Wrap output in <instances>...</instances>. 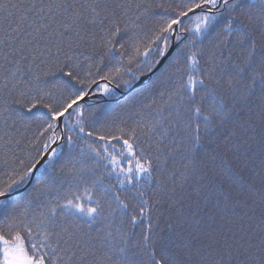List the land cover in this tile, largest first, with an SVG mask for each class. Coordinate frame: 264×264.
<instances>
[{
    "label": "snow or ice",
    "instance_id": "6c2138e0",
    "mask_svg": "<svg viewBox=\"0 0 264 264\" xmlns=\"http://www.w3.org/2000/svg\"><path fill=\"white\" fill-rule=\"evenodd\" d=\"M221 4L228 10L227 17L222 21L219 20L220 14L215 12ZM125 7L123 4H102L100 0H87V2L20 0L19 3L12 4L11 8L0 4V13H3L0 15V57L4 61L5 68L3 82L0 83V95L5 97L3 111H10L11 105L27 108L29 113L38 106L43 107L48 110L47 115L52 121L47 123L45 130H54L55 122L68 113L73 105H77L78 110V101L88 95V91L84 88L90 87L96 81L81 79L77 71L79 65L73 60V50L89 44V41L85 40V36H88L92 40L89 46L97 56V64L103 63L109 52L116 48L118 41H115V38L121 33V28L114 19L117 15L116 9L123 10ZM160 7L164 6L160 5ZM185 8L186 11L181 10L177 13V18L167 20L156 32L155 38L150 40L149 44L143 45V49L137 47L135 56H129L128 65L113 66L106 74L101 75L100 78L106 81L104 90L109 93L114 88L129 86L145 73L152 71L160 60L150 55L153 51L151 45L160 41L163 47H157L156 54L161 57L166 55L169 40L165 34H170L174 30V25L181 24L180 17L187 16L195 9H202V14L196 16V20L200 23L197 24L195 31L203 36L215 26L219 29L216 31V41H210L211 49L205 55L203 50L199 53L191 50L190 45L194 41L190 40L184 45V48L189 50L185 53L183 66L177 58H174L170 64V68H174L175 73L179 75V80L174 91L175 100L173 101L172 95L169 96L170 118L166 121L165 132L172 133L173 142L179 145V148L173 151L184 153L186 163L181 174L183 183L179 187L183 189L184 184L193 176L198 177L197 183L200 185L197 189L198 194L201 189L209 188L213 182H218V186L223 188L226 183L231 187L232 184L243 180L240 173L250 168L257 155L256 149L249 140L257 145L261 159V172H255V169L252 171L264 185V175L261 174L264 173V0H231V2L230 0H196L193 4L185 5ZM204 9L206 14L203 12ZM106 21L112 23V28L108 32L109 39L96 44L95 33L86 32L85 28L87 25L97 23L103 25ZM180 31L186 29L180 28ZM177 39L182 38L177 37ZM53 48L56 50L55 53L52 51ZM101 49L106 50L101 51ZM119 50L125 51L124 43H119ZM237 53L236 60L242 56V63L233 60L234 54ZM45 57L54 58L59 71L64 72V76L68 78L57 85L62 87L66 94L64 103L59 106L46 102V98L51 97V92L41 89L32 95L29 90L21 88V85L29 84V81L20 75L22 65L30 64L39 69L40 63L45 62ZM140 57L143 59H139ZM90 58L86 57V59ZM134 61L135 67L132 66ZM9 65L11 67H8ZM226 65L237 69L236 74H229L227 79L222 75L226 71ZM64 68H68V71L65 72ZM97 71H99L98 67ZM245 72L248 73L250 83L245 82ZM24 75L28 73L25 72ZM33 75L35 79H39L37 74ZM88 76L92 77L91 71ZM113 81L115 83L110 88L109 84ZM77 84L83 87L73 91ZM257 86H259V96L256 98L259 104L256 107L260 110L256 115L258 124L253 120L250 106L252 98L256 96ZM18 115L23 118L22 113ZM129 136L132 142L124 139L123 136L99 137L105 141L110 139L122 141L123 149L120 157L123 158L125 154L130 157L126 167H123L121 160L110 152L105 159L115 165L114 171L119 170V174L124 177V180H121L122 185L125 182L134 184L138 176L146 177V183L150 184L155 170L153 161L144 155L142 147L139 153L136 151L139 141L134 130ZM68 141L71 143V137H68ZM47 148L48 145L45 144L44 149ZM104 150L108 151L107 143ZM52 155H57L55 150L52 151ZM14 156V152L8 144H5L3 156H0V165L6 166L4 175L8 177L7 180L0 181V209L3 210L0 212V216L3 217V223L0 224L2 264H128L123 255L125 248L117 245L116 237L108 230L107 225L97 227L96 234L92 235L93 225L102 223L106 217H103V206L99 199L95 201V206H92L93 196L90 194L92 190L88 187L84 188L83 196L75 195L61 206L78 218H86L87 230L79 226L63 227L60 232H36L34 236L31 225L24 224L16 215L18 205L10 206L8 197L14 188L24 184L33 175L36 164L25 166L24 161L19 160L17 161L19 167H16L13 165ZM172 175L174 176L175 173ZM206 180L208 182L204 183ZM171 190L175 192L176 188L173 187ZM136 195L143 197L144 192L136 190ZM115 198L119 200V195L116 194ZM85 199L89 202L87 206L84 203ZM248 199L252 200V197ZM162 202H166L163 197L155 204L160 205ZM176 203L179 201L172 207H175ZM121 204L124 209L130 207L123 201ZM146 204L148 200H142L139 208L141 214L145 212ZM260 207L262 210L258 224H249L245 227L242 223L243 217H240L241 222L236 225L238 230L226 225V230L217 231L209 224L207 225L209 230L203 233L204 239L193 236L190 231L187 232L188 238H186L185 224L177 219L175 222L179 229L175 233L177 251H171V243L157 248L155 241L148 243L150 236L145 235L143 237L146 242L144 244L146 252H143L145 258L137 264H264V189H262ZM250 211L254 212L255 208H251ZM50 215L55 217L54 208L50 209ZM245 215L251 219L249 213ZM138 218L141 217L132 215L130 222L135 224ZM209 219L214 218L209 217ZM21 225L24 227L27 239L19 231H15ZM39 227L41 225L38 224L37 228ZM169 227L172 225L170 224ZM5 229L8 230L7 234ZM151 230L152 225L149 224L148 231ZM53 237H55V247L51 243ZM193 241L196 242V246L193 245ZM120 242L127 243L123 236Z\"/></svg>",
    "mask_w": 264,
    "mask_h": 264
},
{
    "label": "trees",
    "instance_id": "16d2710c",
    "mask_svg": "<svg viewBox=\"0 0 264 264\" xmlns=\"http://www.w3.org/2000/svg\"><path fill=\"white\" fill-rule=\"evenodd\" d=\"M19 2L20 0H0V4H4L8 8ZM81 2H87V0H81ZM100 2L107 5L123 4L126 6L123 10L116 9L117 15L114 19L121 28L120 35L115 38V41H118L116 48L109 52L103 63L97 64V56L89 46L92 40L85 36V40L89 41V44L74 49L73 60L79 65L77 71L81 79H95L96 81L84 90L100 91L106 100L82 104L78 110L76 107L72 112L65 115L62 130L58 131L59 135L63 136V141L56 150L57 155L52 156L51 160L40 168L31 186L16 197L8 198L10 206L18 205L16 215L23 220L24 224L31 225L34 236L36 232H60L63 227L75 228L79 226L87 230L86 218H78L72 215L70 210L62 209L61 206L67 203V201L64 202L65 198H70V195L83 196L84 188L88 187L92 190L90 193L93 196L92 206H95V201L99 199L103 206V217H106L102 223L93 225L92 235L96 234L97 227L107 225L108 230L116 237L117 245L125 248L123 255L128 264H137L138 261L145 258L143 255V252H146L144 248L146 242L143 239L145 235L150 236L148 243L155 241L157 248H162L165 244L171 243V251H177L175 248L177 240L175 233L179 231L175 224L177 219L185 224L187 231L184 232V236L186 238H188L187 232L190 231L193 236H198L200 239H204L203 233L209 230L207 228L209 224L217 231L226 230V225L238 230L236 225L241 222L240 217H243L242 223L245 227L249 224H258L262 210L260 198L264 185L252 171L255 169V172H261V159L256 144L249 140L252 147L256 149L257 155L250 168L240 173L243 180L232 184L231 187L226 183L223 188L218 186V182H213L209 188L201 189L198 194L197 189L200 185L197 183L198 177L196 176L189 179L184 184L183 189L179 187L183 183L181 174L184 172L183 165L186 163L184 153L173 151L178 149L179 145L173 142L172 133L165 132L166 121L170 118L171 103L169 96L172 95L173 101L175 100L174 91L179 80V75L175 73V69L170 68L171 62L177 58L183 66L185 53L189 50L184 48V45L188 44L190 40L194 41L190 45L191 50L198 53L203 50L207 55L211 49L210 41H216V35L214 36L212 32L219 29L214 26L215 30L210 28L208 33L201 36L194 30L189 33V30L193 28L191 25L193 22L188 23L190 20L181 24L180 27L186 31H182L179 35L182 38L184 33H187L186 38L180 39L181 43L177 52L169 58L166 65L151 81L148 80L147 85L134 88L127 97L117 99L121 92L127 90L130 85L114 88L111 92L106 93L101 87V82L104 81L100 78L101 75L106 74L113 66L128 65L129 56H135L137 47L143 49V45L149 44V41L155 38L156 32L167 20L177 18L179 11L187 10L185 5L193 4L196 1L100 0ZM160 5L164 7L162 8ZM13 11L15 10L13 9ZM215 12L220 14L219 20L221 21L228 15V10L223 5ZM111 28L112 23L106 21L103 25L99 23L87 25L85 31L94 32L95 43L101 44L109 39L108 32ZM165 35L168 36L170 46V34ZM119 43L125 44L124 52L119 50ZM157 47H163V44L157 41L151 45L152 52L155 51L151 54L153 58ZM41 48H43V44H41ZM105 50L101 49V51ZM52 51L55 53V48ZM236 55L238 53L234 54L233 60H236ZM86 57L91 58L86 59ZM44 59L45 62L40 63L39 69L30 64L22 65L20 75L24 76L29 84L21 85V88L29 90L32 95L41 89L51 92L52 95L50 98H46V102L59 106L64 103L66 94L62 87L57 85L68 78L64 76V72L59 71L54 58L45 57ZM139 59L142 60L143 58L140 57ZM242 61V56L236 60L237 63H242ZM3 65L4 61L0 57V83L3 82L5 75ZM132 66L135 67V61ZM97 67L99 71H97ZM225 67L226 71L222 73L225 79L229 74H236L237 69L235 67L230 65ZM64 71H68V68H64ZM90 71L92 77L88 76ZM25 72L28 75H24ZM33 74H37L39 79H35ZM136 75L139 76L140 73H136ZM244 75L245 82L250 83L248 73L245 72ZM114 83L115 81L111 84ZM82 87V85L77 84L73 91ZM258 96L259 86L256 88V96L250 102L253 120L257 124L259 121L256 119V115L260 111L256 107L259 104V100L256 98ZM4 100L5 97L0 95V156H3L5 144H8L15 154L14 166L19 167L17 163L19 160L24 161L25 166L37 164L36 161H40L56 140L55 131H57L58 121L55 122L54 130H45L47 123L52 122L50 116L47 115V109L38 106L29 113L27 108L11 105V110L5 112L3 111ZM18 113H22L23 118ZM133 130L136 139L139 141L136 151L139 153V149L142 147L144 155L153 161L155 170L152 173L153 179L150 184L146 183V177L138 176L139 178H135L134 184L125 182L122 185L121 180H124V177L119 174V170L114 171L113 166L115 165L105 159L109 152L116 157L120 156L123 143L115 139L105 141L99 137L123 136L124 139H129V142H132L129 133ZM88 133H92V135H88ZM49 137H53V139H49ZM68 137H71V143H69ZM106 143L108 144L107 152L104 150ZM45 144L48 145L47 150L44 149ZM228 146L230 147L231 144ZM125 157H117L121 160L123 167L127 166V158L130 159L127 154ZM141 162H144L143 159ZM6 170V166L0 165V181L8 179L4 175ZM173 173H175L174 176ZM261 174L264 175V173ZM27 181L14 189L22 188ZM207 182V180L204 181V183ZM173 187L176 188L175 192L171 190ZM136 190L143 191L144 196H137ZM116 194L119 195V200L115 198ZM161 197L166 202L156 205L155 202ZM249 197H252V200H249ZM142 200H148V204L144 205L145 212L143 214L139 212ZM121 201L128 203L130 207L124 209ZM177 201L179 203L172 207ZM206 201L207 206H205ZM84 203L87 206L89 202L85 199ZM52 208L56 211L55 217L50 215ZM251 208H255V211H250ZM2 211L0 209V212ZM245 213H249L251 219ZM132 215L141 218H138L133 224L130 222ZM209 217L214 219H209ZM42 221L43 223H41ZM2 223L3 217L0 216V224ZM38 224L41 227L37 228ZM149 224L152 225L151 232L148 231ZM170 224L172 227H169ZM7 231L5 229L6 234ZM15 231H19L27 239L23 225L16 228ZM121 236L127 241L126 244L120 242ZM38 239L40 238L38 237ZM51 243L55 247V237L52 238ZM193 245L196 246L195 241H193ZM49 255H51L50 252Z\"/></svg>",
    "mask_w": 264,
    "mask_h": 264
},
{
    "label": "rangeland",
    "instance_id": "374dc122",
    "mask_svg": "<svg viewBox=\"0 0 264 264\" xmlns=\"http://www.w3.org/2000/svg\"><path fill=\"white\" fill-rule=\"evenodd\" d=\"M222 5V4H221ZM220 5V6H221ZM219 6V7H220ZM218 7V8H219ZM217 8V9H218ZM216 9V10H217ZM195 11H197V12H199L198 14H197V16L198 15H201L202 14V9H195ZM205 10H203V12H204ZM204 13H206V12H204ZM190 13H188V15H189ZM182 18L183 17H180V20H181V24H183L184 22L182 21ZM184 18H186V16L184 17ZM196 19V18H195ZM185 20V19H184ZM187 20H188V18H187ZM192 21H189L188 23H191ZM198 23H200L199 21H197L196 20V22L194 23H192L191 25H192V27L193 28H191L190 30H189V33H190V31H195V29H196V27H197V24ZM180 24V25H181ZM180 25H178V27L176 28V25H174L173 26V28H174V30L170 33V40H171V42L172 41H175L176 42V46L177 47H179V44L181 43V40L180 39H177V37H180V35H179V33L181 34V32L182 31H180ZM210 30V29H209ZM209 30H208V32H209ZM188 31V30H187ZM186 35H187V33H184V35H183V37H182V39L183 38H186ZM170 48V47H169ZM178 49V48H177ZM177 49H175L174 48V50H173V53H172V55L173 54H175V52H177ZM155 52V51H154ZM154 52H152L151 54H153ZM150 54V55H151ZM172 55H168V56H166V55H164L162 58H164L165 59V57H168L167 58V61L169 60V58L172 56ZM154 59H161V56H159V55H156V54H154ZM162 68V67H161ZM160 68V69H161ZM160 71V70H159ZM159 71H157L156 70V67L154 66V68H153V70L152 71H150V72H147V73H145L143 76H141L140 77V79H138V80H136V81H134V83L132 84V85H130L129 87H127V88H129L128 90H124L123 91V93H125L126 92V94H125V96L123 97V95H120V96H122L123 98H125V97H127V95L134 89H131V87H133V86H135V88H139V87H142V86H145V85H147L148 83V80L149 81H151L156 75H157V73H159ZM106 83V81H102L101 82V87H102V90L105 92V90H104V84ZM109 87H112L111 86V84H109ZM128 91V92H127ZM102 92H96V91H94L93 89H89V91H88V95L87 96H85L84 98L86 99L85 100V102H84V104L85 103H91L92 101H101V100H106L105 98H103V96H102ZM122 98V99H123ZM119 99H121V98H119ZM82 105V104H81ZM81 105H79V106H81ZM75 108H73V109H71L70 111H68V113L67 114H69L70 112H72L73 110H74ZM65 116V115H64ZM58 127H56L57 128V131H55V138H58V137H60V135H59V133H58V131H60V130H62V127H63V120H61L60 121V119L58 120V125H57ZM57 140H59V139H57ZM63 141V140H62ZM61 143V142H60ZM59 143V144H60ZM59 144H57V145H59ZM53 146H54V144H53ZM54 148H56V147H54ZM57 150V149H56ZM117 157H120L119 155L117 156ZM125 157V156H124ZM126 158V157H125ZM119 159V158H118ZM127 159H129V158H127ZM48 161H44L43 162V165H45L46 163H47ZM113 168H115V166H113ZM115 171H117V170H115ZM37 174H38V172H36V173H34V175H32L29 179H28V181H27V183H26V185H24L22 188H24V190L27 188L26 186H28V185H31V184H33V179L37 176ZM140 177V176H139ZM138 177V178H139ZM1 257H2V254H1Z\"/></svg>",
    "mask_w": 264,
    "mask_h": 264
},
{
    "label": "bare ground",
    "instance_id": "6f19581e",
    "mask_svg": "<svg viewBox=\"0 0 264 264\" xmlns=\"http://www.w3.org/2000/svg\"><path fill=\"white\" fill-rule=\"evenodd\" d=\"M196 1V0H195ZM205 11L204 12H206V9H204ZM216 11V10H215ZM190 14L189 15H187L186 16V18H182V21L185 23H187L189 20L190 21H192V22H196V16H197V14L199 13V12H197V11H192V12H189ZM187 18H188V20H187ZM185 19V20H184ZM178 27V25H176V28ZM216 31H218V30H216ZM216 31H214V32H212V34L215 36L216 35ZM170 48L168 49V52H167V54H166V56H168L169 54L170 55H172V53H173V50H174V48L175 49H177L178 47L176 46V42L175 41H172L171 42V44H170V46H169ZM167 58L168 57H165V59L164 58H162L161 57V59H160V63L159 64H157V65H155V67H156V70L157 71H159L160 70V68L161 67H164L165 65H166V62H167ZM112 85V84H111ZM125 94L126 93H121V95H123V97L125 96ZM122 96H119V98H123ZM118 97H117V99H119ZM120 101V100H119ZM61 120H63L64 121V117H62V119ZM58 127V126H57ZM55 139H61V137H58V138H55ZM51 157H52V154L48 151V152H46L42 157H41V159L40 160H42V159H44L45 161H50L51 160ZM29 186H31V185H28V186H26V187H29ZM26 190V189H25ZM23 188H19V189H13V191L11 192V194H10V197L12 198V197H16L17 195H19V194H21V193H23L24 191H25ZM72 195H70V198H73L75 195H73L72 197H71ZM70 198H65L66 200L64 201V202H66L67 201V199H70ZM0 264H2V257L0 256Z\"/></svg>",
    "mask_w": 264,
    "mask_h": 264
},
{
    "label": "water",
    "instance_id": "95a60500",
    "mask_svg": "<svg viewBox=\"0 0 264 264\" xmlns=\"http://www.w3.org/2000/svg\"><path fill=\"white\" fill-rule=\"evenodd\" d=\"M133 88H135V86H133V87H131V89H133ZM130 90V89H129ZM128 90V91H129ZM127 91V92H128ZM126 93V92H125ZM86 98V97H85ZM82 99V100H80V101H78V105L79 104H82V103H84L85 102V100L86 99ZM77 105H73V108H75ZM72 108V109H73ZM71 109H69V111H70ZM64 117V116H63ZM61 119H62V117L60 118V121H61ZM56 146V144L49 150V152L51 153L52 152V150L54 149V147ZM45 160L44 159H42L37 165H36V169H35V171H34V173H36V171L38 170V168L43 164V162H44ZM34 173H33V175H34Z\"/></svg>",
    "mask_w": 264,
    "mask_h": 264
}]
</instances>
